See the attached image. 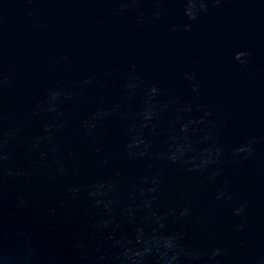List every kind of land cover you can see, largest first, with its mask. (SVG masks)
<instances>
[{
  "label": "water",
  "instance_id": "obj_1",
  "mask_svg": "<svg viewBox=\"0 0 264 264\" xmlns=\"http://www.w3.org/2000/svg\"><path fill=\"white\" fill-rule=\"evenodd\" d=\"M0 264H264V0H0Z\"/></svg>",
  "mask_w": 264,
  "mask_h": 264
}]
</instances>
